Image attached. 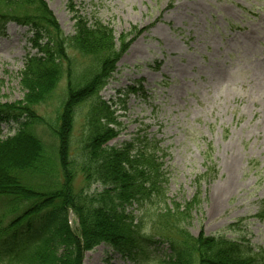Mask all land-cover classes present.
I'll return each mask as SVG.
<instances>
[{
	"label": "rangeland",
	"instance_id": "obj_1",
	"mask_svg": "<svg viewBox=\"0 0 264 264\" xmlns=\"http://www.w3.org/2000/svg\"><path fill=\"white\" fill-rule=\"evenodd\" d=\"M44 1L66 36L77 15L87 26L95 20L109 26L117 45L133 26L142 29L100 93L121 123L108 145L158 143L168 202L200 200L186 223L189 232L226 234L264 249V220L257 217L264 205V0ZM29 32L9 23L0 33L4 103L25 96L20 72L27 54L36 52ZM72 54L81 73L87 60ZM65 79L36 108L49 121L57 116ZM88 103L75 117L73 151L82 145ZM17 129L15 121L0 120L1 139ZM34 132L46 146L59 143L46 126L36 125ZM75 185L82 189L81 176ZM101 189L95 184L88 192ZM8 212L0 200V232L16 217ZM83 264L139 263L103 243L84 254Z\"/></svg>",
	"mask_w": 264,
	"mask_h": 264
},
{
	"label": "trees",
	"instance_id": "obj_2",
	"mask_svg": "<svg viewBox=\"0 0 264 264\" xmlns=\"http://www.w3.org/2000/svg\"><path fill=\"white\" fill-rule=\"evenodd\" d=\"M7 21L34 29L37 52L27 56L20 72L24 98L4 103L0 97V120L25 117L14 136L0 140V200L10 215L16 213L9 233L0 235V264H83L85 252L102 242L141 263L264 264V252L245 241L194 237L188 231L185 223L200 200L167 202L157 143L107 145L121 123L99 94L142 29L133 26L117 45L109 26L100 20L87 26L77 15L73 34L66 36L44 0H0L1 26ZM73 52L87 60L81 73L76 74ZM63 78L66 92L49 121L36 108L53 96ZM84 103L89 108L84 137L73 151L75 117ZM39 124L59 143L46 146L34 132ZM78 175L82 189L75 185ZM95 184L101 191L88 192ZM134 203L142 210L140 217L127 209ZM69 208L78 215L77 232L69 228ZM162 244L170 251L153 255Z\"/></svg>",
	"mask_w": 264,
	"mask_h": 264
},
{
	"label": "bare ground",
	"instance_id": "obj_3",
	"mask_svg": "<svg viewBox=\"0 0 264 264\" xmlns=\"http://www.w3.org/2000/svg\"><path fill=\"white\" fill-rule=\"evenodd\" d=\"M103 243H104V242H102V243H100V244H103ZM100 244H99V245H100ZM105 244H106V243H105ZM0 245H2V244H0ZM87 251H89V250H87ZM87 251H86V252H87Z\"/></svg>",
	"mask_w": 264,
	"mask_h": 264
}]
</instances>
